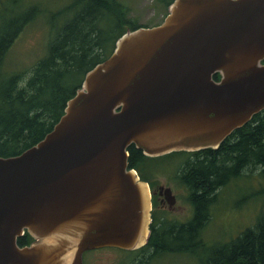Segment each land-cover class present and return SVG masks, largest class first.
<instances>
[{
	"label": "water",
	"instance_id": "1",
	"mask_svg": "<svg viewBox=\"0 0 264 264\" xmlns=\"http://www.w3.org/2000/svg\"><path fill=\"white\" fill-rule=\"evenodd\" d=\"M262 109L264 0H173L161 23L117 38L39 142L0 157V264L141 248L151 191L130 145L149 157L217 149ZM159 194L175 204L170 187Z\"/></svg>",
	"mask_w": 264,
	"mask_h": 264
},
{
	"label": "trees",
	"instance_id": "2",
	"mask_svg": "<svg viewBox=\"0 0 264 264\" xmlns=\"http://www.w3.org/2000/svg\"><path fill=\"white\" fill-rule=\"evenodd\" d=\"M155 1L166 6V16L173 0ZM36 6L11 12L10 19L0 25V157L4 158L22 153L53 128L66 102L80 88L85 72L112 52L119 36L127 29L148 27L129 18L127 8L118 0H70L64 11L70 12V17L58 26L50 22L53 34L46 54L30 68L7 72L6 55L24 25L36 17ZM219 77L214 76L216 80ZM128 152V166L150 189L157 185L152 187V160L185 156L176 178L187 189L192 206L191 217L185 222L161 220L155 216V210L161 208H155L157 201L152 196L149 239L141 248L129 252L139 254L152 249L145 260L140 258L144 264L162 253L195 255L203 249L201 232L210 220L211 207L221 190L244 175L245 168L258 169L259 175L255 176L260 178L259 189L264 193V109L233 130L217 149L149 157L130 145ZM32 240L25 232L17 243L23 246ZM200 264H264V213L235 237L211 245Z\"/></svg>",
	"mask_w": 264,
	"mask_h": 264
},
{
	"label": "rangeland",
	"instance_id": "3",
	"mask_svg": "<svg viewBox=\"0 0 264 264\" xmlns=\"http://www.w3.org/2000/svg\"><path fill=\"white\" fill-rule=\"evenodd\" d=\"M118 1L127 8V16L138 24L157 25L162 22L166 14V6L155 0ZM69 3L70 0H18L17 3H12V0H0L2 7L0 25L10 19L9 16L13 11L33 5H37L38 9L36 17L24 25L9 49L4 64L5 71L30 68L35 61L46 54L53 34L50 22L58 26L64 18L70 17V12H64ZM4 9L7 10L6 14ZM184 159L185 156H173L152 160L155 164L152 170V187L156 184L170 187L176 196L173 206L169 207L165 203V210H155L158 219L185 222L191 217L192 206L188 191L176 178L180 162ZM255 175H259L258 169L247 167L243 176L221 190L217 203L211 207L210 220L201 232L204 246L197 254L162 253L145 264H200V259L207 255L211 245L229 240L245 227L251 226L256 218L264 213V195H261L264 193L259 189L260 178ZM152 253V249L137 254L107 247L86 251L82 258L83 264H144L140 262V258L145 260Z\"/></svg>",
	"mask_w": 264,
	"mask_h": 264
},
{
	"label": "flooded vegetation",
	"instance_id": "4",
	"mask_svg": "<svg viewBox=\"0 0 264 264\" xmlns=\"http://www.w3.org/2000/svg\"><path fill=\"white\" fill-rule=\"evenodd\" d=\"M159 186L158 185L156 188L150 189L151 191V202H152V207H153V201H152V196L155 197V200L157 201V205L155 206L156 208H161L162 210H165V199L164 196L159 194ZM150 188V187H149ZM176 198V196H175Z\"/></svg>",
	"mask_w": 264,
	"mask_h": 264
}]
</instances>
